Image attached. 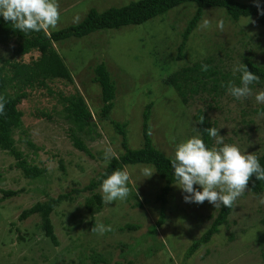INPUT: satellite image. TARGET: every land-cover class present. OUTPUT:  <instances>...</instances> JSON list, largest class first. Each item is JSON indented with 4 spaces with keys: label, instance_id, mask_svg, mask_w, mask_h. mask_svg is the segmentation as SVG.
Returning a JSON list of instances; mask_svg holds the SVG:
<instances>
[{
    "label": "rangeland",
    "instance_id": "374dc122",
    "mask_svg": "<svg viewBox=\"0 0 264 264\" xmlns=\"http://www.w3.org/2000/svg\"><path fill=\"white\" fill-rule=\"evenodd\" d=\"M135 1L57 0L59 22L44 32L76 25L90 9L101 12ZM235 1L254 4L253 0ZM195 9L194 4L184 3L140 25L100 30L52 44L71 81L55 80L47 89H26V98L17 106L22 115L20 128L13 131L15 150L29 167L43 173L25 179L13 157L0 150V264H264V204L259 202L264 190L259 195L246 191L238 198L226 223L187 258L186 249L208 229L218 209L207 201L200 205L184 203V194L173 184L162 206L164 223L156 227L161 209L157 197L162 186L156 174L145 179L137 165L124 166L122 171L130 177L127 199L106 205L97 187L93 193L101 197L99 211L90 217L83 206L91 193L81 189L122 152L120 136L110 123L96 120L101 102L99 88L92 82V69L98 64L104 65L114 85L109 119L125 123L128 148L141 146L142 112L150 105L151 143L166 157L179 143L199 136L193 120L197 111L220 130L224 143L235 144L246 154L264 153V118H257L255 113L264 106L255 101V95L264 90V82L250 85L253 94L243 100L229 95L227 88L222 92L217 88L216 95L206 90L187 97L186 103L164 82L172 71L207 57L213 58L211 66H217L222 74L230 73L233 82L238 73L233 76L232 69L244 56L264 69V28L253 17L229 21L219 8L202 10L186 41L184 59L171 63V69L169 58L175 56L180 33ZM205 18L211 21L210 27L198 29ZM221 19L223 31L217 28ZM13 47V40L0 45V66L5 61L28 63L38 56L32 52L11 60ZM75 92L94 122L88 131L74 133L90 156L72 145L69 129L73 127L62 119L57 100ZM214 146L222 145L212 139L211 148ZM3 191L15 194L4 197ZM58 195H68L70 200L64 199L49 214L57 242L53 246L42 235L38 215L24 220L18 216L35 203H46ZM97 224L111 226L112 231L92 233Z\"/></svg>",
    "mask_w": 264,
    "mask_h": 264
},
{
    "label": "trees",
    "instance_id": "16d2710c",
    "mask_svg": "<svg viewBox=\"0 0 264 264\" xmlns=\"http://www.w3.org/2000/svg\"><path fill=\"white\" fill-rule=\"evenodd\" d=\"M184 3L194 4L196 9L180 33V41L176 46L175 56H170L169 58L168 66L171 69V63H178L184 59L183 50L186 41L200 20L202 10L204 9L219 8L222 10L224 16L233 22L239 18L253 17L264 28V16L258 15L257 8L254 4L246 5L235 0H138L119 8H108L101 12L90 9L78 24L69 25L62 29L52 31L49 34H46L43 30L40 32H29L27 34L19 32L12 28L11 22L6 23L3 17L0 16V45H6L11 40L14 42L11 60L21 58L32 52L38 54L35 59L28 63L5 61L0 66V96L4 97L5 101L4 114L0 115V150L7 152L13 157L15 167L20 170L25 179H35L42 175L43 172L35 167H29L15 150L13 131L20 128L22 115L17 109V106L26 98V89H47V84L55 80H61L66 83H70L71 81L69 72L53 49L52 44L65 41L69 38L80 39L100 30H117L121 27L140 25ZM259 3L262 9H264V0H259ZM241 59V63L245 64L249 71L258 75L260 78L259 81L264 82V69L253 63L249 56H244ZM212 62L213 58L207 57L201 61L192 63L188 67L174 70L166 76L164 82L175 92L182 103H186L187 97L191 98L206 90L216 95L219 93V90L220 92L226 90L228 82L231 81V76L230 73L222 74L217 66H211ZM202 64L209 66L208 71H202ZM165 67V69H168L167 66ZM92 72V82L99 88L101 102L96 120L98 122L108 121L110 123L114 132L120 136L122 152L117 157L111 158L102 172L97 175L96 179L90 180L81 189V191L85 190L91 193V196L84 201V209L90 217H93L99 211L101 197L99 194L93 193V191L97 187H100L103 179H106L114 170H123V167L128 165H153L157 177L162 182L160 194L157 197V200L160 201L161 209L155 223L156 227H160L164 223L162 206L170 186L174 183V177L169 158L156 150L151 143L148 126L150 105H147L142 112L141 146L137 149H130L125 139V123H119L109 119V113L113 107L114 99L113 82L103 64L96 65L92 69ZM237 76L234 82L239 86L240 73ZM222 84L224 87H222ZM9 90L12 92L9 93ZM57 100L62 106V119L73 127L69 129L72 145L76 150L90 156L86 147L74 135V133L88 131L94 124L82 97L75 92L65 97L58 96ZM261 110H264V106L259 107L255 113ZM202 117L204 123L200 124L199 122ZM193 120L195 121L199 137L203 139L206 146L210 149L212 138L204 132V129L212 127L210 122L205 119L200 111L196 112ZM257 157L261 167H264V153ZM263 190L264 181H259L253 176L249 181L246 191L254 195H259ZM70 192L78 193L77 190H71ZM2 194L4 197H10L15 193L3 191ZM64 199L70 200L68 195H58L55 199H49L46 203H35L27 210L22 211L18 219L24 220L32 215H38L43 237L48 239L51 245L56 246L57 242L49 221V214L52 208L64 201ZM231 210L226 207L218 209L208 229L186 249V258L190 257L198 248L209 242L210 238L217 233L218 227L226 223V219L230 215ZM261 223H264V220H261ZM126 228L134 229V227L129 226Z\"/></svg>",
    "mask_w": 264,
    "mask_h": 264
},
{
    "label": "clouds",
    "instance_id": "9594fccd",
    "mask_svg": "<svg viewBox=\"0 0 264 264\" xmlns=\"http://www.w3.org/2000/svg\"><path fill=\"white\" fill-rule=\"evenodd\" d=\"M253 2L258 15L264 16V9L259 0ZM0 16L6 23L11 22L14 30L25 34L47 31L55 28L59 22V4L57 0H0ZM210 24L211 21L205 18L198 25V29H207ZM217 28L224 30L222 19L217 22ZM208 68L206 64L201 65L202 71H208ZM232 73L233 76L240 73V85L229 81L228 94L236 100L252 96L250 85L259 83V76L249 71L243 63L234 66ZM255 101L257 104H264V90L255 95ZM4 107V97L0 96V115L4 114ZM257 118H264V110L258 112ZM199 123H204L203 117ZM194 130L198 131L196 128ZM219 131L215 127L204 129V132L215 140L216 145L222 146L209 149L202 138L193 136L176 145L173 154L168 157L173 170V184L184 194V203L200 205L207 201L215 209H232L238 198L245 194L253 176L259 181H264V167H261L255 153H242L235 144L224 143V137L219 135ZM136 167L145 179L156 174L153 165ZM129 179L128 172L122 170H114L103 179L100 185L102 202L107 205L115 200L127 199L130 194L127 186ZM259 202L264 204V197L260 198ZM90 231L103 235L112 231V228L97 224Z\"/></svg>",
    "mask_w": 264,
    "mask_h": 264
}]
</instances>
